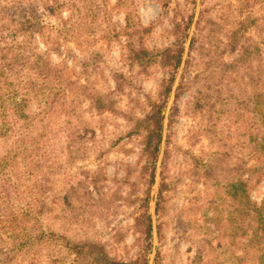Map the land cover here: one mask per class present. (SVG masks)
<instances>
[{
  "label": "rangeland",
  "instance_id": "obj_1",
  "mask_svg": "<svg viewBox=\"0 0 264 264\" xmlns=\"http://www.w3.org/2000/svg\"><path fill=\"white\" fill-rule=\"evenodd\" d=\"M108 11L96 16L84 45L67 44L72 53L66 57L80 82L111 101L113 111L97 112L80 97L72 116L71 145L66 117L52 116L49 142L39 139L33 157L49 163L43 165L50 180L46 201L58 197V216L44 213L41 227L70 241L104 244L109 257L124 264L144 249L145 239L134 219L147 200L153 225L149 264H254L250 254L241 257L249 234L242 236L235 220L234 167L242 159L248 165L253 161L255 121H261L260 136L264 131V99L254 107L255 84L264 89V50L261 63L238 64L233 61L237 51L224 43L228 29L248 15L255 20L248 32L264 48V0H124ZM189 18L185 62L174 87L179 81L184 84L167 98L163 148L151 181L152 164L142 152L144 132L135 133L132 127L161 99L162 82L169 74L156 56L145 66L131 63L126 41L155 55L165 47L175 49L179 42L172 33L173 21L184 23ZM42 19L58 24L54 16ZM127 21L130 38L125 34L110 41L102 38L110 35L109 23L121 30ZM34 109L33 105L27 111ZM39 119L33 121L32 134L39 132ZM16 134L11 130L0 135V164ZM23 157L9 161L0 177L9 169H24ZM34 160L25 162L31 166ZM161 180L163 200L156 214ZM247 183L251 198L260 202L264 183ZM0 236L10 244L6 234ZM53 242L57 244L44 248L39 264H76L61 239Z\"/></svg>",
  "mask_w": 264,
  "mask_h": 264
},
{
  "label": "trees",
  "instance_id": "obj_2",
  "mask_svg": "<svg viewBox=\"0 0 264 264\" xmlns=\"http://www.w3.org/2000/svg\"><path fill=\"white\" fill-rule=\"evenodd\" d=\"M122 3L124 0H0V135H6L11 130L17 132L14 146L2 157L0 173L8 168L9 161L24 156V169H9L0 177V233L6 234L11 241L7 245L0 236V264H39L44 248L51 242L57 244L53 241L58 238L73 255L72 262L76 264H116L109 257L104 244L88 239L70 241L65 236L41 227L40 219L44 213L53 212L55 217L58 216L55 211L58 197L54 196L50 203L46 201L50 180L44 174L43 165L48 167L49 163L46 158L33 156L40 145L39 139L42 143L49 142L48 135L54 131V128L49 130L53 115L54 120L61 115L66 117L71 145L74 134L72 116L76 115L75 103L80 97L89 101V106L97 112L113 111L111 101L90 88L86 82H80L66 55L72 53L67 47L68 43H75L77 47L85 44V34L97 20L96 16L107 13L105 8L110 13L111 9ZM244 6L249 7L248 2ZM44 15L56 17L58 24L46 22L42 19ZM254 21L246 15L225 34V47L237 51L233 59L235 63L262 62L264 48L248 32ZM190 22V18L184 23L174 20L172 33L176 42H179L178 46L175 49H159L156 55L143 47H135L129 39L126 41V57L131 63L145 66L153 63L156 56L158 64L168 69L169 74L162 82L159 93L161 99L142 118H137L132 127L135 133L144 132L142 152L152 164L151 181L163 148L167 98L172 90L178 94L184 84L179 81L174 87L176 73L185 62L183 43L188 37ZM130 28L128 21L121 30L109 23L107 33L110 35L102 38L110 41L122 34L130 38ZM192 38L191 45L195 39L194 36ZM261 90L257 82L254 107L260 105L261 98L264 99V89ZM33 105L34 111L28 112L27 108ZM36 118H40V129L37 134H32L31 128ZM260 125L261 121H255L257 133L252 163L248 165V161L242 159L234 167L238 176L239 196L235 220L241 235L249 234L247 242L243 243L241 257L250 254V262L254 264H264V195L258 202L251 198L249 189L245 187L248 185L247 180L252 186L264 183V131L260 136ZM13 150L16 151L14 155ZM27 158H35L31 166L25 162ZM162 186L164 182L161 180L155 201L156 214H159L163 200ZM141 208L134 224L144 236V249L136 258L124 264H149L147 251L151 247L153 225L147 200Z\"/></svg>",
  "mask_w": 264,
  "mask_h": 264
}]
</instances>
